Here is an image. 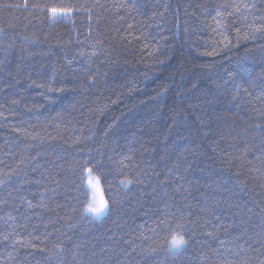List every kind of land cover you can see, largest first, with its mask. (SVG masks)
I'll return each instance as SVG.
<instances>
[{
  "label": "trees",
  "instance_id": "1",
  "mask_svg": "<svg viewBox=\"0 0 264 264\" xmlns=\"http://www.w3.org/2000/svg\"><path fill=\"white\" fill-rule=\"evenodd\" d=\"M0 264H264V0H0Z\"/></svg>",
  "mask_w": 264,
  "mask_h": 264
},
{
  "label": "rangeland",
  "instance_id": "2",
  "mask_svg": "<svg viewBox=\"0 0 264 264\" xmlns=\"http://www.w3.org/2000/svg\"><path fill=\"white\" fill-rule=\"evenodd\" d=\"M92 178L93 177L88 173L87 177H86V182H85V187H86V190L88 192V197H89L88 204L86 206V213H88L89 215L98 219V218H101L105 214L106 208H105L104 212L100 215H96L93 212L89 211V206L93 204L94 200L99 201L101 198H103V200H104L101 188L98 186V184ZM90 181H91V183H90Z\"/></svg>",
  "mask_w": 264,
  "mask_h": 264
},
{
  "label": "snow or ice",
  "instance_id": "3",
  "mask_svg": "<svg viewBox=\"0 0 264 264\" xmlns=\"http://www.w3.org/2000/svg\"><path fill=\"white\" fill-rule=\"evenodd\" d=\"M245 7H247V5H245ZM50 11L53 14V16H55L59 12H66V11H71V10L70 9L52 8ZM218 15H219V13H218ZM90 183H91V181H90ZM106 207H107L106 202L103 200V198H101L99 201L94 200L93 204L89 206V211L93 212L96 215H100L104 212ZM183 243H184V241L182 238H177L176 236H173L172 241H171L172 247H179Z\"/></svg>",
  "mask_w": 264,
  "mask_h": 264
}]
</instances>
